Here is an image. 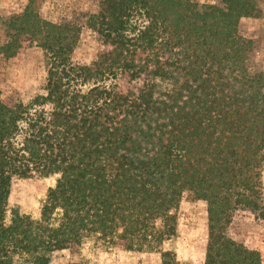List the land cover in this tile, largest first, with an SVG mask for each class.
<instances>
[{
  "label": "trees",
  "instance_id": "1",
  "mask_svg": "<svg viewBox=\"0 0 264 264\" xmlns=\"http://www.w3.org/2000/svg\"><path fill=\"white\" fill-rule=\"evenodd\" d=\"M97 0L85 24L107 48L73 59L80 26L29 1L4 19L0 53H43L41 90H0V264H49L87 237L183 264L162 244L183 193L206 202L203 264H262L227 234L256 209L264 164V71L240 29L256 0ZM54 175L36 218L9 212L15 179ZM70 264H82L73 261Z\"/></svg>",
  "mask_w": 264,
  "mask_h": 264
},
{
  "label": "rangeland",
  "instance_id": "2",
  "mask_svg": "<svg viewBox=\"0 0 264 264\" xmlns=\"http://www.w3.org/2000/svg\"><path fill=\"white\" fill-rule=\"evenodd\" d=\"M32 2L41 18L53 22L70 21L80 26L79 40L72 54L77 62L87 63L106 50L97 33L84 22L86 12L97 8V0H0V42L5 37L3 21L12 13L22 11ZM200 3L221 5V0H195ZM258 11L239 20L240 29L253 40V52L249 63L255 70L264 71V0H256ZM45 77L43 53L39 46L29 40H22L20 48L12 56L0 53V90L2 96L16 90L27 100L39 92ZM262 188L256 209L237 208L226 231L233 239L259 251L264 264V164L260 168ZM55 176H32L15 179L7 200L9 212L12 209L36 218L45 199L47 190L54 184ZM207 238L206 202L183 193L176 209V231L162 244L164 249L175 252L183 264H203L204 247ZM160 264L156 251L126 250L101 243L94 237H87L73 253L64 248L54 251L49 264Z\"/></svg>",
  "mask_w": 264,
  "mask_h": 264
}]
</instances>
